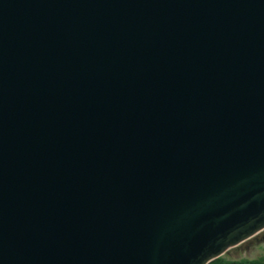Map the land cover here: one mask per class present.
Here are the masks:
<instances>
[{
    "label": "water",
    "instance_id": "obj_1",
    "mask_svg": "<svg viewBox=\"0 0 264 264\" xmlns=\"http://www.w3.org/2000/svg\"><path fill=\"white\" fill-rule=\"evenodd\" d=\"M264 231V0H0V264H208Z\"/></svg>",
    "mask_w": 264,
    "mask_h": 264
},
{
    "label": "rangeland",
    "instance_id": "obj_2",
    "mask_svg": "<svg viewBox=\"0 0 264 264\" xmlns=\"http://www.w3.org/2000/svg\"><path fill=\"white\" fill-rule=\"evenodd\" d=\"M224 261H260L264 264V231L226 251Z\"/></svg>",
    "mask_w": 264,
    "mask_h": 264
},
{
    "label": "trees",
    "instance_id": "obj_3",
    "mask_svg": "<svg viewBox=\"0 0 264 264\" xmlns=\"http://www.w3.org/2000/svg\"><path fill=\"white\" fill-rule=\"evenodd\" d=\"M208 264H262L260 261H241V262H236V261H224L223 259H221V257L211 261Z\"/></svg>",
    "mask_w": 264,
    "mask_h": 264
}]
</instances>
